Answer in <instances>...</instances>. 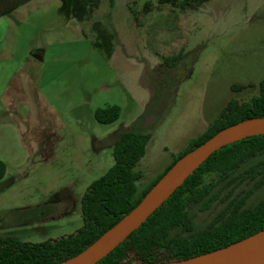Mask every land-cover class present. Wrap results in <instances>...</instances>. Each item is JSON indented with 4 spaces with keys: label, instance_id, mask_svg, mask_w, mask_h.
<instances>
[{
    "label": "rangeland",
    "instance_id": "1",
    "mask_svg": "<svg viewBox=\"0 0 264 264\" xmlns=\"http://www.w3.org/2000/svg\"><path fill=\"white\" fill-rule=\"evenodd\" d=\"M95 21L113 35L110 59L93 47ZM263 79L264 0L185 11L101 0L85 21L66 17L59 0L18 7L0 18V233L29 242L74 233L80 198L113 165L119 134L150 135L135 168L138 195L230 101L257 96ZM113 105L119 118L98 123L95 110Z\"/></svg>",
    "mask_w": 264,
    "mask_h": 264
},
{
    "label": "trees",
    "instance_id": "2",
    "mask_svg": "<svg viewBox=\"0 0 264 264\" xmlns=\"http://www.w3.org/2000/svg\"><path fill=\"white\" fill-rule=\"evenodd\" d=\"M31 0H0V18ZM68 18L85 21L98 9L101 0H59ZM113 0H111L112 2ZM182 11L199 8L210 0H152ZM152 10L145 2L143 11ZM93 47L106 59L113 55V35L100 21L92 24ZM232 90L240 89L232 86ZM119 106L94 112L100 124H111L120 116ZM264 117V79L259 93L249 102L230 101L217 119L149 186L137 195L141 175L135 170L146 152L148 133L125 131L112 147L113 165L94 180L80 198L83 224L74 233L40 242L20 240L0 233V264H55L68 260L107 232L127 215L146 193L182 156L220 130L247 119ZM6 166L0 162V181ZM5 187V186H3ZM0 188V191L3 189ZM216 204L221 209L210 220L200 214ZM6 222L0 215V227ZM264 229V135L252 136L215 151L177 190L134 232L99 264H152L186 260L224 248Z\"/></svg>",
    "mask_w": 264,
    "mask_h": 264
},
{
    "label": "water",
    "instance_id": "3",
    "mask_svg": "<svg viewBox=\"0 0 264 264\" xmlns=\"http://www.w3.org/2000/svg\"><path fill=\"white\" fill-rule=\"evenodd\" d=\"M41 59L39 55H33ZM264 135V117L244 120L217 132L177 160L119 222L76 256L55 264H99L139 228L211 154L239 140ZM152 264H264V229L224 248L186 260Z\"/></svg>",
    "mask_w": 264,
    "mask_h": 264
}]
</instances>
